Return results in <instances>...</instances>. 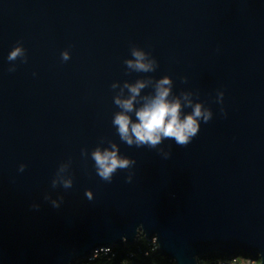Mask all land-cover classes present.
Listing matches in <instances>:
<instances>
[{"label": "water", "instance_id": "1", "mask_svg": "<svg viewBox=\"0 0 264 264\" xmlns=\"http://www.w3.org/2000/svg\"><path fill=\"white\" fill-rule=\"evenodd\" d=\"M18 42L26 63L7 59ZM132 45L155 72H127ZM165 75L213 113L187 147L165 139L167 159L120 140L111 88ZM109 141L136 161L111 183L90 155ZM69 160L73 186L53 188ZM141 233L175 264L213 252L264 264V0H0V264H78Z\"/></svg>", "mask_w": 264, "mask_h": 264}, {"label": "clouds", "instance_id": "2", "mask_svg": "<svg viewBox=\"0 0 264 264\" xmlns=\"http://www.w3.org/2000/svg\"><path fill=\"white\" fill-rule=\"evenodd\" d=\"M131 58L125 59L124 64L128 73H151L158 68V61L150 52L132 45L130 47ZM63 61H68L71 56L68 50L61 53ZM9 62L21 60L27 62L26 49L21 43H17L7 57ZM16 70L15 64L9 67V72ZM182 82H187V77H182ZM152 88V92L142 94L146 88ZM113 90L119 89L114 96V104L119 111L114 113L112 124L120 137V140L128 146L158 149L159 153L167 159L171 156V146L168 151L158 148L165 139H172L175 144L187 147L198 134L201 121L208 123L213 118L210 108L205 107L203 102L194 101V93L191 91H181L179 95L173 93V80L165 75L159 79L149 76L137 79L134 83L124 81L111 84ZM127 90V95H125ZM224 92L218 91L217 102L223 103ZM185 108H191V112L185 113ZM224 110L221 109V112ZM135 116V119L132 116ZM226 115V113H225ZM103 143V140H101ZM109 147L97 146L91 151V159L97 175L105 182L111 183L117 170H131L136 164L134 159L120 154L118 145L109 141ZM81 155L88 156L87 149H81ZM71 161L61 163L52 180V187L62 185L64 189L73 186L71 176L65 177L63 174L69 171ZM25 164L19 166V171L23 172ZM133 174L129 171L126 183H131ZM85 195L89 200L93 199L91 190H86ZM64 197L51 199L50 195H45V200H49L52 207L59 208ZM33 208L38 209V204H33Z\"/></svg>", "mask_w": 264, "mask_h": 264}, {"label": "trees", "instance_id": "3", "mask_svg": "<svg viewBox=\"0 0 264 264\" xmlns=\"http://www.w3.org/2000/svg\"><path fill=\"white\" fill-rule=\"evenodd\" d=\"M115 251L116 256L114 257L99 255L95 261H82L79 264H175L174 261L163 256L158 248L153 249V246L144 238L137 244L127 245L125 249L116 248ZM130 253H134V256L131 257ZM225 259L226 254L221 252H213L200 258L204 264H220Z\"/></svg>", "mask_w": 264, "mask_h": 264}, {"label": "built area", "instance_id": "4", "mask_svg": "<svg viewBox=\"0 0 264 264\" xmlns=\"http://www.w3.org/2000/svg\"><path fill=\"white\" fill-rule=\"evenodd\" d=\"M142 238L147 240V242L153 246V249H155V248L159 249L157 237L147 238L143 233H141L137 238L136 244ZM116 248L117 247L112 246V247H104V248H101L99 250H96L93 252L91 257H89L87 260H84V261H88V262L95 261L96 258L99 257V255H106L109 257H114V256H116V251H115ZM145 254H148V252H145ZM129 255L131 257H133L134 253H130ZM135 264H142V263H135ZM200 264H204V263L200 262ZM220 264H261V259L259 257L254 258L252 254L246 255L242 252H238L235 256H233L230 259L226 258Z\"/></svg>", "mask_w": 264, "mask_h": 264}]
</instances>
